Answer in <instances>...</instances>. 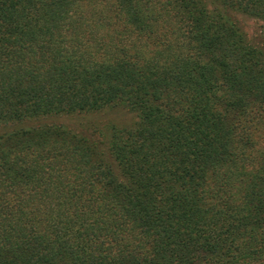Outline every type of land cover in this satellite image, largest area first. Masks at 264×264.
Segmentation results:
<instances>
[{"label":"trees","instance_id":"16d2710c","mask_svg":"<svg viewBox=\"0 0 264 264\" xmlns=\"http://www.w3.org/2000/svg\"><path fill=\"white\" fill-rule=\"evenodd\" d=\"M0 264H264V0H0Z\"/></svg>","mask_w":264,"mask_h":264},{"label":"rangeland","instance_id":"374dc122","mask_svg":"<svg viewBox=\"0 0 264 264\" xmlns=\"http://www.w3.org/2000/svg\"><path fill=\"white\" fill-rule=\"evenodd\" d=\"M231 14L245 32L248 41L252 44L259 45L261 42L260 21L238 11L232 12ZM55 120L71 123L77 130H81V127H86V131H88V134L93 139H101L106 143V136H100L97 132L98 129L106 132L109 125L113 123L117 126H130L136 118L134 114L124 109H106L99 113L61 117Z\"/></svg>","mask_w":264,"mask_h":264}]
</instances>
